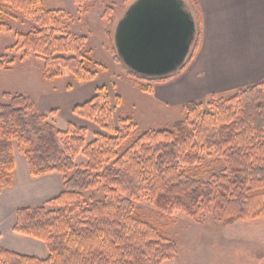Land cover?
<instances>
[{
	"label": "trees",
	"instance_id": "16d2710c",
	"mask_svg": "<svg viewBox=\"0 0 264 264\" xmlns=\"http://www.w3.org/2000/svg\"><path fill=\"white\" fill-rule=\"evenodd\" d=\"M183 1L193 14L196 32L180 70L193 58L200 37L199 8L194 0ZM109 9L104 13L107 21ZM87 10L86 6L82 13ZM16 12L36 28L18 34L8 52L20 53V59L31 54L41 59L47 81L60 77L63 70L79 83L95 79L96 72L88 68L86 37L69 30L67 12L46 10L42 0H0V34L10 30L5 16ZM112 54L120 62L115 48ZM13 63L8 55L1 56L0 70H11ZM123 67L127 74L148 82L171 77H144ZM141 90L150 93L151 87L142 85ZM3 96L8 102L0 103V194L14 183V147L24 157L31 178L58 174L62 189L39 205L22 206L15 212L13 232L41 241L46 257L0 246V264L171 261L177 256V245L136 211L134 203L142 197L158 210L180 212L198 223L207 216L225 226L264 219V81L228 97L188 102L184 120L171 129L137 136L130 118L114 122L105 86L96 88L89 100L72 108L102 132L88 144L85 128L68 123L66 130H58L47 115L35 111L30 97ZM56 113L50 111L53 116ZM79 155L85 160L77 164ZM207 157H214L218 167L203 179L192 168L206 167ZM98 187L103 197L91 195L85 201L83 193Z\"/></svg>",
	"mask_w": 264,
	"mask_h": 264
},
{
	"label": "rangeland",
	"instance_id": "374dc122",
	"mask_svg": "<svg viewBox=\"0 0 264 264\" xmlns=\"http://www.w3.org/2000/svg\"><path fill=\"white\" fill-rule=\"evenodd\" d=\"M42 2L46 10L67 12L69 30L73 34L86 37L88 68L96 72V77L91 81L79 83L73 80L68 71L63 70L57 79L45 80L42 76L41 59L32 54L20 59V53L7 51L16 42L18 34H25L36 28V25L23 18L20 12L11 13V16H5L10 30L0 34V57L8 55L14 59V63L10 71L0 70V103L8 102L3 96L4 93L28 96L35 105V111L47 115L58 130H66L68 123L85 128L86 144L93 141L95 134L101 131L91 121L75 115L72 108L89 100L95 94L96 88L102 86H105L110 104L114 107V122L130 118L135 126L136 136L147 131L171 129L174 124L184 120V106H167L158 101L155 95L142 91V85H151L152 82L127 74L122 63L113 58L116 27L133 1L79 0L78 4L74 0ZM86 6L87 12L82 13ZM108 8H111L110 21H107L104 15ZM67 86H70V89H67ZM51 110H57V113L53 116L50 114ZM131 142L132 138L125 147ZM14 159L13 181L23 182L28 171L25 159L16 147ZM213 159L214 157H207V166L192 168V172L197 171L201 178L207 179L209 170H216L218 167L213 163ZM84 160L81 155L75 159L77 164ZM56 176L62 181V176ZM91 195L101 199V187L84 192L85 201H88ZM134 208L146 221L176 243V258L164 264H264V219L239 221L225 226L207 216L198 223L180 212L168 213L158 210L146 197L135 202ZM9 230L11 233L6 237L16 236L12 229ZM3 238L4 234L0 236V240ZM0 244L3 243L0 241ZM15 250L18 252V249Z\"/></svg>",
	"mask_w": 264,
	"mask_h": 264
},
{
	"label": "crops",
	"instance_id": "0c3cea01",
	"mask_svg": "<svg viewBox=\"0 0 264 264\" xmlns=\"http://www.w3.org/2000/svg\"><path fill=\"white\" fill-rule=\"evenodd\" d=\"M194 1L200 13V37L193 58L167 80L150 85L149 94L167 106L228 97L264 81V0ZM56 175L31 178L27 174L25 181L1 192L0 236H5L1 247L46 257L41 241L18 233L6 235L11 233L18 208L39 205L60 193L62 181Z\"/></svg>",
	"mask_w": 264,
	"mask_h": 264
},
{
	"label": "water",
	"instance_id": "95a60500",
	"mask_svg": "<svg viewBox=\"0 0 264 264\" xmlns=\"http://www.w3.org/2000/svg\"><path fill=\"white\" fill-rule=\"evenodd\" d=\"M195 32L183 0H134L116 27V55L140 76H171L185 64Z\"/></svg>",
	"mask_w": 264,
	"mask_h": 264
}]
</instances>
